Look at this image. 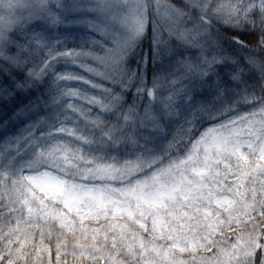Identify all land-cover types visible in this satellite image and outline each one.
<instances>
[{"label": "trees", "instance_id": "1", "mask_svg": "<svg viewBox=\"0 0 264 264\" xmlns=\"http://www.w3.org/2000/svg\"><path fill=\"white\" fill-rule=\"evenodd\" d=\"M143 8L2 27L0 264H264V0Z\"/></svg>", "mask_w": 264, "mask_h": 264}, {"label": "rangeland", "instance_id": "2", "mask_svg": "<svg viewBox=\"0 0 264 264\" xmlns=\"http://www.w3.org/2000/svg\"><path fill=\"white\" fill-rule=\"evenodd\" d=\"M70 1L72 2V4H70L71 6L65 4L66 0H0V40L2 39V27L5 25H10L12 21H15L17 19L28 24L38 23L45 26H51L53 23L59 20L57 10L64 7L65 9L73 7L78 9V11L83 12H87L89 9L93 10L95 15L90 19V23L103 32H108L115 25L119 24L116 34L117 39L121 44L129 41L130 37L135 38V36L137 34H141L145 28L146 20L144 17L145 14L143 8V0ZM62 13L64 15H67L66 11H63ZM84 21H87V19L85 18ZM151 95L153 98V94ZM79 110L81 111V107H79ZM210 133L220 132L211 131ZM228 133L233 132L230 131ZM17 141L21 143L20 139H18ZM24 144V147H22L21 144L16 145V147L22 148L21 154L26 148L29 151L31 142L27 141L24 142ZM47 152L48 157L52 159L56 158L54 154L59 155L60 159L65 158L68 154V152L65 154L63 150L58 151L54 147L49 149ZM260 153L264 157V144ZM37 156L39 157L40 153L38 155H34L35 158ZM192 158L193 157H191V159ZM16 159L17 155L7 158L9 163L15 161ZM56 161H52V164H54ZM202 168L203 167H194L192 171L195 172L196 177L199 176L200 171H202V176L206 173V170L203 171ZM261 169L264 170V167L258 165L257 167L244 170L243 177L236 183V185L241 187L243 190H248L246 187L247 182L249 183L252 180V182L255 183L257 180L258 172ZM191 182L194 183L195 181ZM229 189L233 190L232 188ZM237 195L241 200L246 202L245 194L237 193ZM251 198L253 199L254 197L251 196ZM213 201L215 200L213 199ZM250 203L254 204L255 202L251 201Z\"/></svg>", "mask_w": 264, "mask_h": 264}]
</instances>
